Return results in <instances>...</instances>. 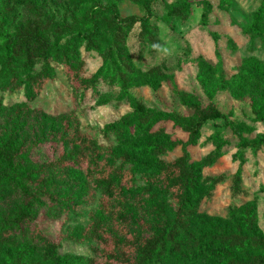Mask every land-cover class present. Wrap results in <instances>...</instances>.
I'll use <instances>...</instances> for the list:
<instances>
[{
	"label": "rangeland",
	"instance_id": "374dc122",
	"mask_svg": "<svg viewBox=\"0 0 264 264\" xmlns=\"http://www.w3.org/2000/svg\"><path fill=\"white\" fill-rule=\"evenodd\" d=\"M0 0V30L15 33L20 27L41 15L70 35L60 37L54 30L46 36L59 45L89 30L87 20L98 8L116 12L121 19L149 17L158 28L159 48L153 53L149 44L140 41L143 32L138 23L128 34L127 60L134 74L125 82L105 78L106 63L101 53L111 45V33L105 31L111 11L99 21L96 51L87 49V42L77 46L85 62L84 76L100 74L95 90L78 93L65 75L62 65L53 62L55 76L36 89L27 77L17 78L3 70L5 53L0 42V143L10 135L26 141L24 169H38L62 152L60 135L66 125L94 133L98 142L115 150H129L136 159L138 187H150L155 199L145 208L133 211L136 218L149 221L171 219L176 204L166 197L160 186L148 185L146 178L155 177L159 161L171 163L183 155V146L199 170L200 187L192 201V226L197 232L214 234L221 229H243V213L255 208L257 233L264 238V151L243 147L234 128L243 139L257 141L264 136V0H189L190 17L183 21L171 15L184 0ZM149 10V11H148ZM112 64L120 66L117 58ZM123 69V68H122ZM160 70L148 76L152 70ZM113 71L110 73L112 74ZM108 79V80H106ZM142 101L147 109L160 118L154 132L165 135L158 140L151 134H136L121 144L108 127L133 112V101ZM226 116V120L209 121L197 143L190 144L189 134L177 127L193 118V107L210 102ZM259 110L260 115L256 113ZM184 120V121H183ZM130 139V138H129ZM178 143L179 147L160 157L148 155L147 147L154 142ZM218 152V159L205 166L204 159ZM240 176L241 194H234L235 177ZM223 178L211 186L207 178ZM140 191L138 192V194ZM58 205L44 203L38 209L36 226L60 245L59 264H88L93 258L94 244L83 234L99 212L100 194L76 168L69 170L56 193ZM19 199L13 191L0 192V225L2 216L12 214ZM35 224L25 235L16 234L9 243L0 237V264H14L25 254L23 264H48L42 261V248L32 242ZM244 253L237 254L243 258ZM177 260L172 259L171 264ZM216 259L203 257L192 264H218ZM54 264V263H49Z\"/></svg>",
	"mask_w": 264,
	"mask_h": 264
},
{
	"label": "trees",
	"instance_id": "16d2710c",
	"mask_svg": "<svg viewBox=\"0 0 264 264\" xmlns=\"http://www.w3.org/2000/svg\"><path fill=\"white\" fill-rule=\"evenodd\" d=\"M121 1V0H117ZM26 6L33 8L30 0H24ZM172 10L171 15L186 21L190 17V1ZM108 11V10H107ZM105 9L96 10L87 20L89 30L74 38L68 45H59L49 39L46 34L54 30L60 37L70 35L71 30L62 29L52 21L37 16L34 21L20 27L15 33L0 30V42L4 44L5 53L3 70L14 78L20 74L33 73L37 66L41 71L27 77L28 85L36 89L55 76L53 62L63 66L76 93L95 90L100 81V74L87 78L84 76L85 62L77 50V46L87 42L89 51H96L99 38V21ZM111 11V10H109ZM108 11V12H109ZM149 11V10H148ZM264 18V11H262ZM105 31L111 33V45L107 52L101 53L106 66L105 78L113 77L119 83L125 82L133 69L127 60V38L133 28L140 23L144 29L140 41L151 46L155 53L159 48L158 28L150 23L149 17L139 19L130 17L121 19L111 11ZM116 57L120 66L112 64ZM123 68V69H122ZM113 71V75L110 73ZM161 75L160 70H152L147 75ZM108 80V79H106ZM133 101V112L117 123L108 127L107 134L115 136L121 144L133 138L132 128L136 134H151L157 140L165 135L164 130L154 132L160 118L147 109L142 101ZM264 105V97H262ZM193 118L187 123L181 122L177 116V127L189 134L190 144L197 143L204 126L213 120H226V116L212 101L203 106L201 103L193 107ZM261 114L259 110L256 111ZM184 121V120H183ZM243 147L256 151H264V136L257 141L243 139L239 130L234 128ZM130 138V139H129ZM61 154L50 160L41 168L22 167L25 159L26 141H20L16 135H10L0 143V192L13 191L19 203L12 214L2 216L0 237L3 243H9L16 234L25 235L35 224L32 242L42 248V261L59 264L60 245L47 238L36 226L38 209L44 203L57 206L59 185L72 168H76L86 182L90 184L101 198L99 212L92 218L83 238L94 244L93 258L88 264H192L203 257L214 258L218 264H264V238L257 233L255 208L249 207L243 213V229L229 231L221 229L214 234L197 232L192 226V201L201 177L198 168L191 163L187 145L183 146V155L168 163L159 161L155 168V177H147L148 185L160 186L163 194L176 204V212L171 219L149 221L137 219L133 211L145 208L155 199L150 187H138V173L134 165L135 156L129 150H115L102 146L94 133L81 131L78 126L66 125L60 135ZM178 143L154 142L147 147L148 155L160 157L178 148ZM218 152L209 154L204 159L205 166H211L218 159ZM240 176L234 180V194H241ZM206 183L216 186L223 178H207ZM140 193L138 194V192ZM145 199L149 202L145 203ZM244 253L243 258L237 254ZM25 254L18 256L14 264H23Z\"/></svg>",
	"mask_w": 264,
	"mask_h": 264
}]
</instances>
